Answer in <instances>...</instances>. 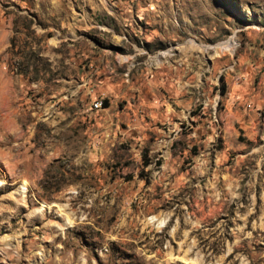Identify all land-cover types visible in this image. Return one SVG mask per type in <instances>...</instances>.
<instances>
[{
    "label": "rangeland",
    "instance_id": "1",
    "mask_svg": "<svg viewBox=\"0 0 264 264\" xmlns=\"http://www.w3.org/2000/svg\"><path fill=\"white\" fill-rule=\"evenodd\" d=\"M0 264H264V0H0Z\"/></svg>",
    "mask_w": 264,
    "mask_h": 264
},
{
    "label": "bare ground",
    "instance_id": "2",
    "mask_svg": "<svg viewBox=\"0 0 264 264\" xmlns=\"http://www.w3.org/2000/svg\"><path fill=\"white\" fill-rule=\"evenodd\" d=\"M225 48H226V46L223 45V46H221V47H219V48L217 47L216 50H217V52H222ZM227 50H228V49H227ZM228 51H231V49L229 48Z\"/></svg>",
    "mask_w": 264,
    "mask_h": 264
},
{
    "label": "built area",
    "instance_id": "3",
    "mask_svg": "<svg viewBox=\"0 0 264 264\" xmlns=\"http://www.w3.org/2000/svg\"><path fill=\"white\" fill-rule=\"evenodd\" d=\"M99 106V102H93V107L97 108Z\"/></svg>",
    "mask_w": 264,
    "mask_h": 264
},
{
    "label": "trees",
    "instance_id": "4",
    "mask_svg": "<svg viewBox=\"0 0 264 264\" xmlns=\"http://www.w3.org/2000/svg\"><path fill=\"white\" fill-rule=\"evenodd\" d=\"M104 103H106L105 100H104ZM104 105H105V104H104Z\"/></svg>",
    "mask_w": 264,
    "mask_h": 264
}]
</instances>
